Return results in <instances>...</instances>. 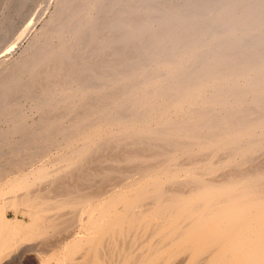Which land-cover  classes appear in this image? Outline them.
Segmentation results:
<instances>
[{
    "label": "bare ground",
    "instance_id": "1",
    "mask_svg": "<svg viewBox=\"0 0 264 264\" xmlns=\"http://www.w3.org/2000/svg\"><path fill=\"white\" fill-rule=\"evenodd\" d=\"M50 3L0 54V264H264V0Z\"/></svg>",
    "mask_w": 264,
    "mask_h": 264
},
{
    "label": "rangeland",
    "instance_id": "2",
    "mask_svg": "<svg viewBox=\"0 0 264 264\" xmlns=\"http://www.w3.org/2000/svg\"><path fill=\"white\" fill-rule=\"evenodd\" d=\"M1 1V0H0ZM5 1V0H4ZM19 1L21 2V1H25L24 3L23 2H21V3H19ZM37 1H38V3H37ZM42 1V2H41ZM46 1V2H45ZM49 1V2H48ZM29 0L28 2H27V0H18V1H16V0H6L3 4H2V2H3V0L0 2V4L2 5H0V9H1V7L2 8H6L7 7V10H6V12L5 13H7L8 14V17L9 16H12V18L11 17H9L10 18V21L8 20V19H6V18H4V19H2L1 20V22H0V26H1V28H0V30H1V32H0V38L2 39H0V54H1V52L4 50V46H7L8 44H6V43H11V42H13L14 41V39H16L15 37H18V36H24V34H23V32L25 31V29H29V28H31V29H34L33 27L34 26H26L27 24H29L27 21H24L23 20V18H26L28 15H36V14H38V12L40 13V14H42V16L44 15V16H46V15H48V13H46L47 11H45V9L46 10H49L48 8L50 7V10H52L53 9V4H52V6H49L51 3L50 2H52V0L50 1V0ZM10 2V3H9ZM18 2V3H17ZM27 2V3H26ZM33 2V3H32ZM39 2H40V4H39ZM43 2H45V3H43ZM48 2V3H47ZM18 4L17 6L15 5V4ZM38 4V6H37V4ZM50 3V4H49ZM5 4V5H4ZM35 6H34V5ZM15 6V9H13L14 7H12V6ZM30 5H31V9L29 8L30 7ZM44 5H45V9H44ZM46 6H47V8H46ZM49 6V7H48ZM10 9H9V8ZM22 7V8H21ZM32 7H35V10H33V8ZM36 7H37V10H36ZM41 8V9H40ZM13 9V10H12ZM28 9V10H27ZM40 9V10H39ZM44 9V10H43ZM23 10H25V11H23ZM31 10H32V12H31ZM39 10V11H38ZM42 10H43V12H42ZM9 11H10V13H9ZM16 11V12H15ZM20 11V12H19ZM29 11V12H28ZM11 12H13L12 14H11ZM15 12V13H14ZM34 12V13H33ZM42 12V13H41ZM11 14V15H10ZM16 14H17V16H19V17H17L16 16ZM22 16V17H21ZM32 16H28V17H32ZM159 16H161V14H159ZM8 20V21H7ZM163 20V19H162ZM8 22V23H7ZM4 24V25H3ZM6 25V26H5ZM37 27H39V26H37ZM117 27L118 26H114V28L115 29H117ZM4 28V29H3ZM152 28H153V30L155 29V33L156 34H158L159 33V38H160V36L162 37V35H163V31L160 29V26H158V27H156V26H152ZM8 32H7V31ZM152 30V29H151ZM153 30L151 31V32H153ZM4 31H5V33H4ZM3 33V34H2ZM10 40H11V42H10ZM2 41V42H1ZM9 41V42H8ZM28 44V40L25 42V45H27ZM4 45V46H3Z\"/></svg>",
    "mask_w": 264,
    "mask_h": 264
}]
</instances>
